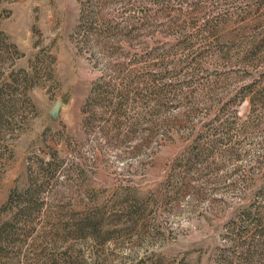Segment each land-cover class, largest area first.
Here are the masks:
<instances>
[{
	"label": "rangeland",
	"instance_id": "rangeland-1",
	"mask_svg": "<svg viewBox=\"0 0 264 264\" xmlns=\"http://www.w3.org/2000/svg\"><path fill=\"white\" fill-rule=\"evenodd\" d=\"M22 70L32 78L0 127V222L37 194L27 251L221 264L225 224L263 200L264 0H0V85ZM99 81L108 103L86 108ZM219 116L231 141L187 166ZM87 214L98 238L81 233Z\"/></svg>",
	"mask_w": 264,
	"mask_h": 264
},
{
	"label": "trees",
	"instance_id": "trees-1",
	"mask_svg": "<svg viewBox=\"0 0 264 264\" xmlns=\"http://www.w3.org/2000/svg\"><path fill=\"white\" fill-rule=\"evenodd\" d=\"M25 77L13 79V83H2L0 85V127L4 125L7 120L12 118L14 108L18 105V101L15 99L16 94L28 87L30 83V75L27 71L22 70ZM29 77V78H28ZM23 91H21L22 93ZM150 96L153 98H159L162 95V90L154 89L150 91ZM108 89L107 84L103 81L97 82L91 90L90 96L86 102V108L94 107L96 105L104 106V103H108ZM122 94V93H120ZM125 95L120 96L121 100ZM141 95L136 94L134 100L140 101ZM206 130L199 135V139L195 146L190 150L187 159V166L194 159V154L199 152L204 154L205 152L214 151L220 144L231 141V123L223 120L222 117H217L205 126ZM202 141H208L209 149H205L202 146ZM236 149H230V157L235 159L238 157ZM189 161V162H188ZM27 192V191H26ZM25 192V193H26ZM16 193L18 195V202L12 205L8 212H11V217L5 221L0 222V264H75L68 258H58L54 255H49L48 249L41 247L38 243H33L31 248L28 247L31 233L23 230L31 224H36L37 218H31L39 210H35L32 205V201L29 198H33L37 195L35 192L30 193ZM24 195V196H23ZM27 196V199L26 197ZM257 198L263 199L261 202L253 201L251 204L243 205L234 217L225 224L226 239L231 241L233 246L225 249L219 256L218 261L221 264H263L262 257H264V183L260 186L257 193ZM14 200L11 198L10 202ZM32 211V212H31ZM91 214L85 215L82 219L81 233L84 238L97 237L100 232V224L96 221L95 217ZM22 226V227H21ZM103 238V235L100 236ZM109 239L104 238L103 241L107 242ZM30 255L32 257H30Z\"/></svg>",
	"mask_w": 264,
	"mask_h": 264
},
{
	"label": "water",
	"instance_id": "water-1",
	"mask_svg": "<svg viewBox=\"0 0 264 264\" xmlns=\"http://www.w3.org/2000/svg\"><path fill=\"white\" fill-rule=\"evenodd\" d=\"M60 105H61V104H60V103H58L56 108L60 107Z\"/></svg>",
	"mask_w": 264,
	"mask_h": 264
}]
</instances>
